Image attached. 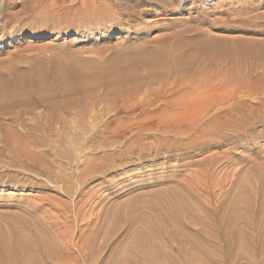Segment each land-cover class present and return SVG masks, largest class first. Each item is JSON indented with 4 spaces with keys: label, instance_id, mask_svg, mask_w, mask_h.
Returning a JSON list of instances; mask_svg holds the SVG:
<instances>
[{
    "label": "rangeland",
    "instance_id": "obj_1",
    "mask_svg": "<svg viewBox=\"0 0 264 264\" xmlns=\"http://www.w3.org/2000/svg\"><path fill=\"white\" fill-rule=\"evenodd\" d=\"M237 1L240 0H168L166 4L163 0H0V78L24 72L33 80L28 85L43 82V86L56 88L62 81L70 87L77 76L91 85L90 91L78 96L90 111L86 116L78 111V120L73 129L69 128L77 136L72 147L64 138L66 135L58 132L35 143L12 140L11 147L3 143L4 136L0 135V235L13 240L16 235L28 238L40 233L43 240L37 245L53 246L56 262L61 264H127L124 258L132 253L130 245L140 246L139 241L146 240V222L154 217L151 214L156 215L151 206L172 205V200H180V192V202L185 201L189 179L197 182L212 174L211 185L218 189L222 186L218 200L227 201L225 208L236 204L242 194H247L240 199L242 205L251 199H256L251 203L258 204L260 194H256L257 198L255 193L260 191L256 187H264V78H246L244 71L237 72L231 86L236 90L222 103L234 112L261 120L249 130L233 131L219 126L215 129L217 134L207 136L209 123L222 105L201 112L202 106L188 102L186 90L174 84L173 70V80L149 84V70L143 62L149 56L150 60L155 59L151 50L185 53L187 42L195 37L189 28L199 23L190 17H205L209 22L203 27L211 29L212 20L222 17L219 12ZM256 3L264 11V0ZM211 32L217 41L222 37H253L240 30L213 28ZM173 41L181 43L182 50L169 48ZM117 73L139 74L137 82L143 85L140 92L116 97L103 88ZM144 74L145 80L141 78ZM26 76L23 77L27 81ZM133 103L135 108L128 106ZM171 104L178 113L166 110L167 106L174 107ZM194 108L201 111L195 109L197 113ZM38 110H45V106ZM29 115L27 120L32 122L33 114ZM210 141L226 144L212 146ZM69 148L72 149L68 151ZM178 151L182 156L176 158ZM139 152L148 154L141 162L135 158ZM171 154L174 160L168 159ZM94 155L98 156L97 162L120 165L109 166L104 172L84 173L87 156ZM126 161L130 162L122 166ZM247 186L251 192L256 189L255 199ZM223 189L228 190L226 194ZM239 191L243 192L240 196ZM230 194L235 196L227 197ZM234 197L238 200L234 201ZM131 219L135 220L133 225L129 223ZM205 236L208 235L201 238L212 241ZM66 244H70L71 253L65 249ZM79 247L83 253L77 250ZM241 252L240 264H264V257L252 258L244 249Z\"/></svg>",
    "mask_w": 264,
    "mask_h": 264
},
{
    "label": "bare ground",
    "instance_id": "obj_2",
    "mask_svg": "<svg viewBox=\"0 0 264 264\" xmlns=\"http://www.w3.org/2000/svg\"><path fill=\"white\" fill-rule=\"evenodd\" d=\"M163 1L166 4L169 3L166 2L168 0ZM256 2L257 0H240L234 3L232 2L233 5L230 7L228 6L229 9L219 12L222 17H215L217 20L212 18L213 25H211V29H204L207 26L203 27V25L209 22L205 17H202V19L190 17V20L199 21V23L190 26L189 28V32H194L195 37L187 42L189 48H187L188 50L185 53L180 51V53L182 52L181 54H178L179 52L175 54V51L173 52V50L170 51L166 49L151 50L155 59L150 60L152 57L149 56L150 59H148L146 55L147 60H142L146 69L149 70L147 73L148 83L150 81L159 80L168 82L169 78H171V71H175L176 78H174V84L178 83L177 85L181 90H186L184 93H187L188 98L191 99H189L188 102H192V105L199 104L203 109L202 111L196 109L199 107L198 106L194 108V110L196 109L201 112L206 111L207 113L209 108L222 105L219 107L222 108L220 112L218 114L216 113L217 115L215 118L209 123L207 136H209L210 133L211 136L217 134L215 129L219 126H223L224 128L233 131L243 128L249 130L254 127L256 122L261 120L259 118L258 120L257 118L254 119V116L244 112H234L231 110L232 107L230 108L222 104L227 101L236 90H234V87L232 89L231 86L234 78L237 76V72L244 71L246 78L251 76L256 79L264 78V39L263 37H260L264 36V11H260L262 8H260L261 4L259 3V5H257L258 3ZM181 3L182 2H180V4ZM170 7L174 8L175 5L174 7ZM178 9H181V7ZM229 10L232 12L229 13ZM225 14L227 15L225 16ZM218 25H221V28H217L216 26ZM213 28L231 32L240 30L244 33H252L253 37H246L243 34L244 37H232L227 40H222V38H225L222 37L217 41L216 39L218 37L215 38V40L212 38V35L216 36V34L212 33L213 31L211 32ZM171 47L176 50H182L181 43H177L176 41H173V44L169 48ZM142 61L141 63H143ZM139 64L140 63L137 65ZM156 69H158V71L155 72ZM133 70L134 69H132V71ZM20 73H14L11 77H5L6 79H2L3 77L0 78V135L4 136V138L1 137L4 140L3 143L8 147H11L12 140H33L35 143L40 139L47 138L53 133L56 134V132H58L62 136L66 135L64 138L66 137L72 147L73 144L71 142H73L72 140L77 136L73 134V130H70L69 128H72V125L78 120V111L82 112L81 116H86L87 110H89V108L87 109L83 104L82 99H79L78 96L90 91L91 85L77 76L72 79L75 81L70 87H67V84L63 83V81L60 82L58 86L56 84V88L46 86L45 84L43 86V82H37L36 84L30 83V85H28L27 82L33 80L29 79L24 72L22 73L23 75ZM133 73L137 72L134 71ZM9 75H11V73ZM134 75L136 76L117 73V76L108 81L103 88L108 89L110 93H113L116 97L125 95H128L127 97H129L130 94H135L137 91L140 92L142 88V84L137 82L139 74ZM23 76H26L29 80H24L25 77ZM142 76L141 78L144 79L146 74ZM186 77H189V79L185 80ZM169 86L171 87V85ZM176 89L174 90L176 91ZM188 102L186 103L188 104ZM173 104H175V102ZM173 104L171 105L174 106ZM190 104L191 103H189V105ZM192 105L191 107H193ZM40 106H45V110L39 111L38 107ZM128 106L135 108L134 103ZM124 108L128 107L125 106ZM161 108L163 111V107ZM166 110H169L172 114L179 112H177L178 109L175 108V106L173 108L167 106ZM189 110L193 111L192 109ZM180 113L179 115L184 114ZM29 114H33L30 118L32 122H28L27 120L28 116L26 115ZM201 115L203 116V114ZM156 116L153 117L156 119ZM2 117H4L5 120H2ZM78 122L77 124H79ZM14 142L15 141H13V145ZM211 143L212 146H221L225 145L226 141H210L209 144ZM74 146L76 152H78L76 149L77 146L75 144ZM56 148L57 145L55 149H53L56 150ZM62 149L63 148H61V151ZM70 149L72 148L67 150L70 151ZM202 150H204V148H202ZM127 151L128 150H124L123 152L126 153ZM180 154L181 152L178 151L175 154L176 158L182 156ZM147 155V153L139 152L135 157L137 159L136 161L141 162V160ZM87 157V165L84 169V173H89L92 170H95L96 172H104L109 166L120 165L116 163L107 164L101 161L97 162V155ZM103 157L104 156H100V158ZM167 157L169 160H174V154ZM130 161H132V159H130ZM130 161H126L122 166ZM206 172H208V170ZM72 173L73 172H71V174ZM210 175L212 174H208L205 178H201L200 181L197 182L194 180L191 181V179L188 180L187 188L184 190L186 195L185 201L180 202L182 197L179 195L183 193L180 192L181 194L177 193L180 200H172V205L157 204L151 206V210L156 215L151 214L154 217L148 219L146 222L148 228L146 240L139 241L140 239H138L140 246L136 243L130 245L129 249L132 253L127 259L124 258V261H126L127 264H240L239 262H241L243 257V252H241L243 249L246 252H250L252 258L259 256L264 257V187L263 190L256 187V189H259L260 191L255 193V195L260 194L258 204L254 203L256 206L251 203L253 200L251 198L255 199V197H257V195H253V193L256 192V189L254 188V192L247 189L251 184H254L251 183L246 187V190L249 191L253 197L250 198L247 196L248 199H251L247 205H242L240 203V199L247 195H243V192H240L241 189L238 193L239 196L240 193L242 194V198L240 196L239 201H237L239 203H233L232 206H230V203V207L225 208L224 204H226L227 201L225 202L224 199H220V201L218 200V195L222 190V186L220 187L221 189L214 187V182L211 180ZM58 176L60 177V175ZM208 177L209 179H207ZM231 181L232 180H230V182ZM236 182L237 181H235V184L237 185L238 183ZM228 184L230 183L228 182ZM251 186L249 188H252ZM254 186L256 185L254 184ZM229 189H231V186ZM227 191L224 193L226 194ZM233 196H235V194L227 197L233 198ZM231 198L229 202L232 200ZM235 200L238 199L235 198L234 201ZM255 200L253 201L255 202ZM224 208L226 209L225 211ZM242 208L243 210H246H244V213H242L243 210L241 211ZM133 222H135V220L131 219L129 221L130 225H133ZM196 225H199V227L194 229ZM203 235H208L205 237L207 239L211 238L212 241H207L201 238ZM42 240L41 234L37 232L28 236V238H21L20 235H16L13 240H9L0 235V264H44V261L46 264H61L56 262V254L54 255L53 246L42 248L37 245V243L40 244ZM62 240L64 241V239ZM65 247V249L70 252V244H66ZM209 247L213 249H210ZM77 250L80 253H83L82 248L79 247ZM249 260H251V258ZM261 262L264 263V259ZM253 263L256 264V262Z\"/></svg>",
    "mask_w": 264,
    "mask_h": 264
}]
</instances>
